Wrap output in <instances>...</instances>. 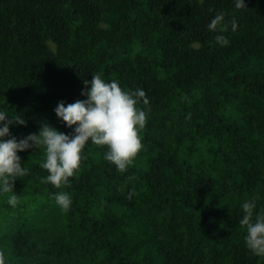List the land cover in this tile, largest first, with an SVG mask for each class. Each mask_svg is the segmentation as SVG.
Segmentation results:
<instances>
[{
	"label": "trees",
	"instance_id": "1",
	"mask_svg": "<svg viewBox=\"0 0 264 264\" xmlns=\"http://www.w3.org/2000/svg\"><path fill=\"white\" fill-rule=\"evenodd\" d=\"M245 3L0 0V106L26 119L10 126L17 139L42 123L70 133L54 109L86 99L93 74L149 100L125 173L89 144L71 186L56 189L42 182L43 148L18 152L30 170L14 182L20 203L0 196L8 264H264L238 222L245 200L264 208V0ZM221 12L227 31H208Z\"/></svg>",
	"mask_w": 264,
	"mask_h": 264
},
{
	"label": "clouds",
	"instance_id": "2",
	"mask_svg": "<svg viewBox=\"0 0 264 264\" xmlns=\"http://www.w3.org/2000/svg\"><path fill=\"white\" fill-rule=\"evenodd\" d=\"M203 4L204 0H198ZM236 9L246 6L245 0H234ZM231 28L237 30L235 19ZM228 24L224 13H218L207 25L210 32L223 33ZM216 42L227 46L229 40L222 34L215 36ZM85 87L81 95L86 97L74 103L59 101L54 112L71 132L65 134L56 127L42 123L38 133H30L17 139L10 132L11 125H25L26 119L19 113L13 115L0 106V196H7V204L15 208L20 203L19 196L13 191L17 178L29 175L30 170L21 165L18 152L28 149H44V159L40 167L48 175L42 182L50 183L56 189L71 186V179L80 170L81 163L87 159L86 145L106 146L103 158L116 166L119 173L128 168L143 149V130L148 114L145 110L149 100L142 88L122 90L116 80L106 81L101 74H93L89 81L84 80ZM144 107H140L139 105ZM74 126V127H73ZM7 138V139H6ZM131 179V177H130ZM55 203L67 212L72 205L70 193L59 191L54 194ZM243 216L239 219L241 227L246 229L245 244L256 256L264 257V208H257L256 199L245 200L241 205ZM0 264H8L5 253L0 251Z\"/></svg>",
	"mask_w": 264,
	"mask_h": 264
}]
</instances>
